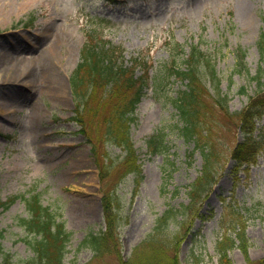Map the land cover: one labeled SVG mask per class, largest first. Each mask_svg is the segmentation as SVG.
Instances as JSON below:
<instances>
[{
	"label": "rangeland",
	"instance_id": "1",
	"mask_svg": "<svg viewBox=\"0 0 264 264\" xmlns=\"http://www.w3.org/2000/svg\"><path fill=\"white\" fill-rule=\"evenodd\" d=\"M19 19L24 21L15 25ZM88 29L121 45L128 64L134 56L145 59L152 74L171 61L169 44H184L186 53L199 45L215 65L230 112L242 110L256 95L252 76L264 71L258 48L264 0H0V264L7 257L10 264H25L36 254L34 236L22 223L30 215L25 198L34 195L70 232L63 264H121L118 250L123 260L132 259L157 218L189 202L190 184L202 171V153L183 134L171 102L185 88L174 77L166 89H151L135 110L131 137L144 174L136 193L135 174L121 178V146L106 145L101 150L106 159L94 155L73 118L69 81ZM185 58L180 55L177 62L182 66ZM47 75L57 76L56 83ZM202 77L215 96L214 83L206 72ZM235 123L215 114L222 143L216 181L186 212L185 230L180 213L162 229L169 244L182 235L181 264H257L264 258V149L257 163L235 169L230 150L241 138ZM154 137L161 146L156 151L149 144ZM102 159L106 177L99 171ZM108 191L116 192L122 216L118 250L95 257L83 241L105 229L102 202ZM80 201L92 206L82 208ZM240 222L246 224L245 243L222 257L218 241Z\"/></svg>",
	"mask_w": 264,
	"mask_h": 264
},
{
	"label": "trees",
	"instance_id": "2",
	"mask_svg": "<svg viewBox=\"0 0 264 264\" xmlns=\"http://www.w3.org/2000/svg\"><path fill=\"white\" fill-rule=\"evenodd\" d=\"M86 37L87 40L81 51V60L71 75V84L78 114L77 121L81 125V131L91 143L94 155L97 158L104 156L105 159V153L101 150H104L106 145L121 146L125 150L120 160L123 170L121 178L128 173H134L136 193L144 174L139 155L130 136V121L134 120V111L147 89L150 88V83L153 88H165L164 78L174 77L186 82L185 88L179 90V95L173 100L183 121V134L193 140L195 149L201 151L204 162L201 173L191 183L188 191L189 202L176 210L166 209L163 215L157 218L152 233L137 248L132 259L123 260L117 249V232L123 222L115 191H108L103 197L105 229L98 233H90L83 244L89 245L94 250L95 257L110 253L114 249L118 250L121 264H138V260L142 262L141 264H181L178 249L182 235L180 233L176 235L172 244H169L165 242L161 234L162 229L167 227L173 215L180 213L183 216V219L179 221L180 226L185 230L187 226L184 224V216L185 221L189 220H187L186 212L193 209V206L207 195L216 181L222 153L220 149L222 143L214 130L216 113L231 123L236 119L235 126L241 133V138L230 150V155L236 163L235 169H240L244 164L256 163L264 147V125L259 124L260 118L264 115V71L259 70L252 76L258 85L256 95L250 97L242 110L230 112L228 96L220 90V79L215 65L198 45L191 46L185 58V67H182L173 57L172 62L165 67L163 76L157 74L150 78L147 75V67L142 73H137V64L140 62H135L133 65H125L121 62L124 58L121 47L114 45L103 36H97L93 30H88ZM258 48L264 59V31L260 33ZM171 49L177 54L184 52L183 45L180 43L172 44ZM238 57L241 65L244 60V51L239 52ZM202 72H206L207 77L214 83L215 96L203 82ZM149 144L153 151L160 149L156 139L151 138ZM100 163L102 176L106 177L108 175V170L104 169L106 162L103 160ZM25 201L30 215L22 218V223L34 236L31 245L36 253L25 264H63L70 238L65 222L57 220L49 206L41 203L39 196L25 198ZM245 230L246 224L240 222L238 227H234L232 233L229 234L228 231L224 233L217 244L222 257L226 256L230 249L245 243ZM170 249H173V254H169ZM8 262L7 257L5 264H9ZM225 264L232 263L227 260ZM257 264H264V258Z\"/></svg>",
	"mask_w": 264,
	"mask_h": 264
},
{
	"label": "bare ground",
	"instance_id": "3",
	"mask_svg": "<svg viewBox=\"0 0 264 264\" xmlns=\"http://www.w3.org/2000/svg\"><path fill=\"white\" fill-rule=\"evenodd\" d=\"M45 73V72H44ZM46 77V76H45ZM47 77L48 78H53V77H51L50 75H47ZM56 79H57V76L55 77V78H53V80H54V83H56ZM58 87H59V89H62L63 90V88H62V82H61V79L60 78H58ZM61 90V91H62ZM0 106H2V103H0ZM84 161V160H83ZM80 205H81V207L82 208H85V209H87V208H90L92 205H87L85 202H83V201H80Z\"/></svg>",
	"mask_w": 264,
	"mask_h": 264
}]
</instances>
